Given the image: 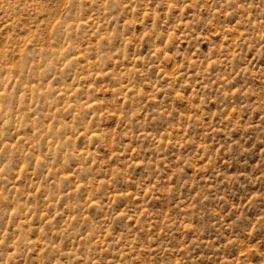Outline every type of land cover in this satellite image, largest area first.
Wrapping results in <instances>:
<instances>
[{
    "label": "rangeland",
    "instance_id": "rangeland-1",
    "mask_svg": "<svg viewBox=\"0 0 264 264\" xmlns=\"http://www.w3.org/2000/svg\"><path fill=\"white\" fill-rule=\"evenodd\" d=\"M0 264H264V0H0Z\"/></svg>",
    "mask_w": 264,
    "mask_h": 264
}]
</instances>
